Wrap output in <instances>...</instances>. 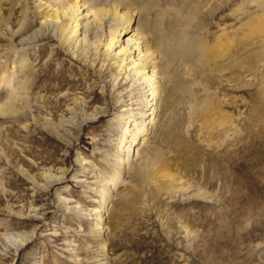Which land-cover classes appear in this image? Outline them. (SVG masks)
Masks as SVG:
<instances>
[{
  "label": "rangeland",
  "instance_id": "rangeland-1",
  "mask_svg": "<svg viewBox=\"0 0 264 264\" xmlns=\"http://www.w3.org/2000/svg\"><path fill=\"white\" fill-rule=\"evenodd\" d=\"M45 1L0 2V50L24 53L0 60L32 74L22 111L0 114V264H264V0L111 4L139 32L181 19L205 51L171 66L144 148L158 159L130 167L126 82L38 32Z\"/></svg>",
  "mask_w": 264,
  "mask_h": 264
},
{
  "label": "bare ground",
  "instance_id": "bare-ground-1",
  "mask_svg": "<svg viewBox=\"0 0 264 264\" xmlns=\"http://www.w3.org/2000/svg\"><path fill=\"white\" fill-rule=\"evenodd\" d=\"M117 1L119 5L130 0H46L40 5L44 6V11L38 32L46 28L51 30L61 48L69 49L73 56L80 57L84 62L87 59L92 60L91 66L100 59H103V62L112 59L116 76L127 84L129 101L134 106L137 118L134 120L131 116L125 122L120 148L124 146L126 149L128 143H133L139 134L143 135L133 148L132 155L126 150L125 163L130 167L135 159L142 158L144 165L148 166L147 163L155 160L158 151H151L150 154L144 151V148L148 149L157 131L163 90L167 82L174 77L170 68L173 63L191 57L193 52L200 59V54L204 55L205 51L198 41L194 42V50L190 48L187 42L190 41L186 32L187 25L178 18L168 23L165 33L158 27L149 30L145 20L139 32L134 27L136 19L131 11H127L123 6H111ZM11 40H8L3 51L0 50V59L12 54L23 57L22 50L11 46ZM242 50L240 47L237 49L236 61L227 62L221 68L230 70L239 67L242 62L239 60ZM255 54L257 51L247 54L246 61L253 60ZM209 61L207 59L205 62ZM23 63L16 62L9 71L0 60V114L9 110L7 114L13 115L21 109L20 97L26 93L32 82L30 69H26ZM207 68L212 70L213 65L209 63ZM214 69L216 70L215 67ZM8 87L11 89L8 90ZM147 152L150 156H147ZM27 238H20L17 247L24 244Z\"/></svg>",
  "mask_w": 264,
  "mask_h": 264
}]
</instances>
